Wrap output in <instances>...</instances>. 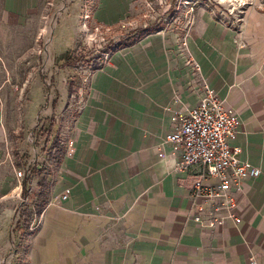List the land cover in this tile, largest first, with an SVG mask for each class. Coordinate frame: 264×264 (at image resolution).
Instances as JSON below:
<instances>
[{"label": "crops", "instance_id": "0c3cea01", "mask_svg": "<svg viewBox=\"0 0 264 264\" xmlns=\"http://www.w3.org/2000/svg\"><path fill=\"white\" fill-rule=\"evenodd\" d=\"M128 2L97 0L92 18L117 25ZM185 28L183 52L181 31L171 25L119 38L109 62L94 70L82 110L67 123L74 149L64 152L58 140L53 165L44 156L34 167L36 191L43 183L40 207L28 226L16 221L24 235L17 230L16 255L5 264H264V10L249 6L232 22L198 8ZM62 39L57 33L52 45L58 58L72 48ZM203 81L237 113L231 143L259 168L241 183L237 223L192 219L186 185L196 167L178 168L181 149L165 140L172 111L195 105ZM31 92L29 128L42 102L38 82ZM10 126L0 109V143ZM16 182L14 170L5 172L1 189L9 193Z\"/></svg>", "mask_w": 264, "mask_h": 264}, {"label": "rangeland", "instance_id": "374dc122", "mask_svg": "<svg viewBox=\"0 0 264 264\" xmlns=\"http://www.w3.org/2000/svg\"><path fill=\"white\" fill-rule=\"evenodd\" d=\"M129 1L124 26L114 25L108 34L95 35L90 31L89 35L83 25V13L85 9L90 14L89 25L100 23L92 18L97 0H0V109L7 125H11L7 138L0 143L3 147L0 185L3 173L14 170L15 175L17 169H23L31 160L27 137L30 125L24 123L29 117L26 116L29 103L34 102L31 90L35 82L42 89V102L34 110L38 117L35 118L34 138L46 157L44 165H53L57 158V141L65 144L64 152L67 153L70 146L67 123L82 110L94 70L109 62L119 38L151 29L163 30L172 25L181 31L178 45L183 52L188 30L185 27L195 17L196 9L204 8L232 22H239L249 6L264 10V0ZM59 32L63 36L61 45L70 40L74 50V57L68 62L53 51L52 45ZM59 86H64L66 91L61 93ZM53 125L58 127L52 130ZM31 173L34 175L33 170ZM23 195L24 192L19 196H7L0 186V264L11 259V252H7L10 246V251L15 250L12 239L17 230L18 236L24 235L25 227L15 225L22 219L23 211L38 210L39 204L31 200L33 194L20 205ZM8 212L11 216L4 220L3 215Z\"/></svg>", "mask_w": 264, "mask_h": 264}, {"label": "built area", "instance_id": "2783aa9c", "mask_svg": "<svg viewBox=\"0 0 264 264\" xmlns=\"http://www.w3.org/2000/svg\"><path fill=\"white\" fill-rule=\"evenodd\" d=\"M89 18L90 14L84 9L83 25L89 35L90 31L95 35L103 32L108 34L114 26L100 23L89 25ZM125 24V20H122L118 25ZM187 61L193 68H198L195 61L189 58ZM171 124L172 130L166 134L165 140L175 142L181 149L178 168L188 170L196 167L195 171L188 172L190 179L186 185L194 210L192 219L207 226L223 225L226 219L239 222L240 217L235 210L238 192L242 189L241 183L245 178L257 176L259 168L241 156L239 145L231 143L230 139L240 125L235 110L203 81V96L189 108L173 110ZM35 125L29 128L27 136L30 141L31 160L26 162L23 169L15 171L17 182L7 193L19 196L24 192L19 201L20 205L26 203L29 196L36 191L31 172L45 156L34 138L37 130ZM68 141L70 146L67 153L70 154L74 149L73 140L69 138ZM51 165L52 163H47V166ZM67 192L65 189L60 197L64 199ZM34 213L36 212H32ZM10 255L11 258L15 256V251Z\"/></svg>", "mask_w": 264, "mask_h": 264}, {"label": "trees", "instance_id": "16d2710c", "mask_svg": "<svg viewBox=\"0 0 264 264\" xmlns=\"http://www.w3.org/2000/svg\"><path fill=\"white\" fill-rule=\"evenodd\" d=\"M151 30H155V29H151ZM132 39H134V35H131V36H128V37H126V38H124L122 41L123 42H126V41H131ZM73 53H74V50L73 49H70V50H68V51H66V52H64L63 54H61L60 55V59L62 58V59H64L65 58V62H68L69 61V59H72L74 56H73ZM71 54V55H70ZM67 55H69V56H67ZM55 152H57L56 153V155H58V156H60L61 155V153H62V150H61V148L57 151H55ZM42 188H43V183H42V181H40L39 182V189L37 190V191H35V192H33V199L34 200H39V198H41L42 196H43V191H42ZM37 207H38V209H39V205H37ZM23 217H22V224H24L25 226H28V224H29V221L31 220V216H32V210H30V209H25L24 211H23V214H21Z\"/></svg>", "mask_w": 264, "mask_h": 264}]
</instances>
